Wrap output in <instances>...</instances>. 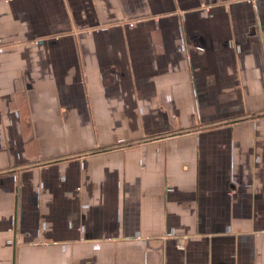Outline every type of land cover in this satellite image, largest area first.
<instances>
[{"label": "crops", "instance_id": "1", "mask_svg": "<svg viewBox=\"0 0 264 264\" xmlns=\"http://www.w3.org/2000/svg\"><path fill=\"white\" fill-rule=\"evenodd\" d=\"M0 264H264V0H0Z\"/></svg>", "mask_w": 264, "mask_h": 264}]
</instances>
